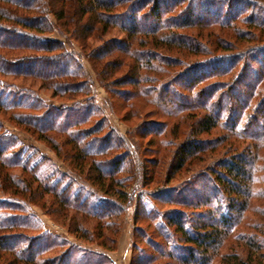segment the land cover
<instances>
[{
	"label": "trees",
	"instance_id": "obj_1",
	"mask_svg": "<svg viewBox=\"0 0 264 264\" xmlns=\"http://www.w3.org/2000/svg\"><path fill=\"white\" fill-rule=\"evenodd\" d=\"M258 1H247L245 6L250 9L245 12L240 0L228 1L225 10L213 1L200 0H0V264H101L92 263L85 256L86 250L75 257L69 248L47 255L61 241L45 231L29 234L33 206L55 222L69 220L68 233L91 241L93 237L102 238V229L119 233V227L111 230V223L103 220L111 216L119 219L125 203L133 200L127 195V179L116 177L120 171L105 167L113 161L114 166L124 163L128 155L117 154L113 161L96 158L136 142L111 132L100 137L103 126L81 129L80 120L71 117L74 107L50 109L30 85L15 83L20 78L37 81L53 97L70 100L72 105L82 99L81 106L90 108V76L81 55L67 52L64 41L47 37L54 30L79 42L83 57L109 96L106 103L117 110L118 102L128 110L124 120L139 114L138 101L153 105L158 115L173 116L189 108L201 110L202 115L189 125L181 152H172L166 167L160 153L164 151L168 158L172 144L153 142L159 157L152 168H165V184L185 165L199 162L200 154L214 151L218 143L227 146L223 156L210 158L201 192L194 189L191 195L185 187H167L159 192L161 183L155 188L158 200L176 206L160 214L165 225L173 226L179 238L191 244L180 264H264V237L256 235L264 234V210L259 212L260 222L250 219L244 224L254 233L239 228L244 213L251 209V200L264 197V165L260 164L264 159V47L262 58H258L259 53L251 57L258 64L244 61L239 67L238 57L245 58L263 45L252 46L241 55L240 50H232L231 39L207 35L208 42L229 52L198 59L186 57L190 52H206L207 48L200 46L204 29L219 28L236 39L256 30L263 32L264 15L255 11L260 6ZM227 54L229 57L223 58ZM212 75L230 77L209 83L206 80ZM6 124L46 142L57 157L63 154L62 160L74 161L80 171L49 170L37 148L22 144ZM154 126L161 128L154 131ZM162 127V121L150 119L144 125L135 124L134 130L141 136L161 135L165 131ZM217 127L225 131L220 138L206 142L200 137ZM176 129L173 127L172 132ZM63 145L69 149L66 151ZM136 162L142 165L139 159ZM83 164L89 165L86 173L81 170ZM260 168L262 171H258ZM131 177L136 178L127 175ZM101 192L110 194L109 199H103L108 205L104 208L98 205ZM136 200V215L139 208H145V214L153 213L147 210L146 202ZM183 208L193 209L192 217L187 218ZM206 212L210 214L208 220ZM90 218L95 220L92 229L86 225ZM233 231L236 243L244 240L242 249L235 243L228 246V252L219 254ZM109 241L116 244V238ZM113 248L105 246L106 251ZM140 253L137 259L131 257L129 264H150L155 259ZM91 254L109 260L102 252ZM167 255L177 257L174 253Z\"/></svg>",
	"mask_w": 264,
	"mask_h": 264
},
{
	"label": "rangeland",
	"instance_id": "obj_2",
	"mask_svg": "<svg viewBox=\"0 0 264 264\" xmlns=\"http://www.w3.org/2000/svg\"><path fill=\"white\" fill-rule=\"evenodd\" d=\"M200 1H206L210 2L213 1L214 3L218 4L222 10L226 9V5L228 1L232 0H200ZM240 5L244 7L245 12L249 11L250 8H246L245 3L249 0H240ZM246 1V2H245ZM251 1V0H250ZM254 1V0H253ZM258 1V0H257ZM205 2V3H206ZM235 2V0H233ZM258 5L255 8V11L258 15H264V0H259ZM255 13V12H254ZM242 26V25H240ZM244 28V26H242ZM211 31L204 29L202 32V36L204 39L203 42L200 43V46L203 50L206 49V52L201 53L199 55H194L190 52V54H187L188 59H198L202 57H206L209 54H216V55H222L226 54L229 51H224L220 49L217 45H215L213 42L207 41V35L209 38L214 37H223L226 39H231V48L233 51H239V53L244 54L249 51L248 48L255 46V45H263L260 48L254 50V53H250L249 56L242 58L238 57L237 64L239 67H241L242 63L246 61L249 65H256L258 64V61L256 59L251 58L253 55L258 54V58H262V55L264 53V49L262 50L263 53H261L262 47H264V31L259 32V30H256V32H251V35H245L244 37L239 38H233L226 33H223L225 30H220L219 28H213L210 29ZM244 30H246L244 28ZM247 31V30H246ZM117 34V32H116ZM221 34H226L227 36H221ZM49 38H55L60 39L64 41V44L66 46L67 52H77L80 54V61L84 63L85 65V71L89 74L90 78L87 79L88 82L91 84V102H90V108H84L81 105H84V100L80 99L75 105L71 104L70 100L67 99H61L58 96L53 97L51 95V92L45 89H41L38 86L39 82H31L30 80L21 81L22 78L17 79L15 81L18 85H30V87L34 90V92L40 97L47 106H51L50 109L56 107V108H68V107H74V112H72L71 117L73 119L80 120L79 121V128L81 129H99L100 126H103L102 129L99 131L100 137L105 135L107 132H111L112 135L118 136V137H124L127 138L129 141H134L136 144L134 145H128L125 146V148H118L114 150L113 152L109 153L106 156H101L96 159H101L102 161H113L115 155L122 154V155H128L124 158V163H120L119 165L114 166L116 161H113V164H106L105 167L110 168L111 170L114 169L115 171H120L118 174H116V177L121 179H127V182L125 183L128 185L127 191H128V197H131L133 200L131 204L125 203L126 209L124 213H121L118 217L119 219H116L114 216H111L110 218H105L106 220H103V222L111 223V230H114L116 227H119V233H113L110 230L102 229V238L97 239L96 237H93V240L87 241V240H81L75 238V236L71 233L67 232V224L69 223V220H65V222H55L51 220V216H46L43 214V211L37 207L33 206V213L30 217L32 223H33V229L29 231V234H36L40 231L49 232L52 235H55L58 237L59 241H61V245L58 248H55L54 250L47 253V255L51 256L55 253H61L63 251H66V249H71L74 251V257L75 255L79 254L80 251L86 250V257L90 258L92 263H101V264H129L131 257H135L136 259L140 256V252H145L146 255H153L155 258L154 261H152L150 264H180V259L182 257H187L189 253L188 247L191 244H187L179 238V234L176 231V229L173 226L165 225L166 222L161 218L160 214L168 209H174L176 206L163 203L162 201L158 200V192L155 191V188L157 183H161L159 185V192L161 189H167V187H172L173 189L185 187L188 188L191 192V195L194 194L195 191L199 190V192L202 191L204 182L206 181V173L205 168L211 164V157L219 158L223 156L227 151V146L224 144H219L216 147L214 151H208L204 152L203 154H200L202 157L200 158L199 162H191L188 165H185V168L182 171H179L177 174H175V178L168 181L167 184H165L164 178H165V168L162 171H157L156 168H152V162H154V159L159 157L157 153L155 152V147L153 145V142H159V141H169V143L166 144H172L169 146V148L172 151H168L169 153L168 158L167 156L162 152L160 153L163 156V162L164 166L166 167L169 161L170 155L177 152H181V145L183 144V138L185 137V134L189 131V125L192 120L197 118L198 116L202 115V112L200 109L196 108H189L188 110H185V112H181L180 114L173 115V116H165L163 114H159L156 108L151 104L142 103V101H138L136 104V108H138V115L137 116H131L129 120H124L123 116L128 111L125 109L124 106H120L117 102V110L112 109L108 102V94L105 90V87L102 85V83L96 78L95 72L92 70L90 63L83 57L81 48L79 46V42L75 40L74 38L69 40L67 38H64L63 36L59 35L56 30L51 32L47 35ZM256 39V40H254ZM252 40V41H251ZM206 41V42H205ZM257 42H260V44H256ZM72 51V52H71ZM27 53V52H25ZM173 53H176V51H173ZM229 54L227 56H224L223 58H228ZM219 59L220 56H219ZM234 66V65H233ZM238 67V68H239ZM235 71V70H234ZM233 71V72H234ZM234 72L233 74H235ZM88 77V76H87ZM230 77V76H229ZM229 77L225 75H212L208 77L206 81L209 83L212 81H226L229 79ZM8 81L11 80V78H7ZM222 83V82H221ZM170 87L174 89V85L170 84ZM28 88V87H27ZM79 109L78 111H75V109ZM94 108V110H92ZM76 112V113H75ZM130 115V114H129ZM224 117V116H223ZM154 119L159 120L163 122V127L165 128V131L163 134L156 133L154 135H148L145 134L141 136V134H136L134 127L135 124L140 123L141 125H144L147 120ZM7 125V129L12 134H15L19 138V141H21L22 144L25 146L33 145L37 148L39 155L41 157H44L47 162L46 165H48L51 171H60V172H66V171H80L78 167H76V164L74 161L68 162V158L66 159L67 162H64L62 159L63 154L61 157H57L55 152L49 147V145L46 142L36 140L34 137L28 135L27 133L21 131L20 129ZM162 127V128H163ZM177 129L172 132V128ZM161 128L159 126H154V131H158V129ZM225 132L222 130L221 127H217L212 130L211 133L208 134H202L200 137L208 141H212L216 137H219L223 135L222 133ZM140 135V136H138ZM57 138L59 140H64V136L58 135ZM121 138V139H122ZM158 140V141H157ZM99 142V141H98ZM128 142V141H127ZM163 142H160L162 144ZM216 143V141H215ZM214 143V144H215ZM104 144V143H103ZM156 145V144H155ZM240 146L242 144H239ZM64 146V145H63ZM162 148V145L160 146ZM240 148V147H239ZM63 149L66 151L69 149V146H64ZM263 151V150H262ZM227 154H230L227 152ZM69 156V155H68ZM178 156L176 157V159ZM140 160L141 166L137 164V160ZM69 164V165H68ZM261 165H264V159L260 162ZM85 167V169H83ZM81 168V170L86 173L89 165H84ZM142 168L144 170H142ZM154 169V170H153ZM48 171V172H51ZM199 171V172H198ZM258 171H262L260 168ZM133 175L136 178H139V181H136V178L131 177L130 179L127 178V175ZM262 174V173H261ZM259 174V175H261ZM59 176V174H58ZM66 182V178H63ZM83 182L84 180L81 179ZM87 182V181H86ZM185 182V183H184ZM77 183V182H76ZM81 184V181L78 182ZM89 182H87L88 184ZM108 183V181H107ZM257 187L262 188L263 185L257 184ZM154 193V194H152ZM98 197L100 199V202L98 205L100 208H104L107 205L106 202H103V199H109L110 194H104V193H98ZM138 199L140 202H146L147 203V210L149 209L153 210V213H146V209L139 208L136 215V209L135 205ZM185 211V215L187 218L192 217L193 209L191 208H183ZM264 210V197L262 198H256L254 197L251 200V209L249 211H246L244 213V217L241 219L239 228L242 231L252 232L254 233V230L252 228H246L244 227V224L248 222V220L251 219V221L257 223L262 220V215L259 214L260 211ZM264 212V211H263ZM159 213V215H158ZM210 214L207 212L204 213L205 219H209ZM148 217V218H147ZM95 221L94 219H89L87 222L88 228L92 229V223ZM156 226V229H155ZM186 226L190 229V223L186 222ZM257 232V231H256ZM259 234V235H258ZM259 238L263 239L264 237L263 233H257L256 234ZM107 238V239H106ZM116 238V244H111L109 239ZM235 231L232 232L231 235H229V238L226 240L225 244L220 248L219 254H222L224 252H228V246L231 244H235ZM239 243H236L238 246V249H242V243L244 240L238 239ZM102 243H104L105 246H111L114 247L111 250H105V246H102ZM189 245V246H187ZM106 251V252H105ZM93 252H102L108 256L107 261L105 259L99 257L98 255L91 254ZM174 253L177 257L171 258L168 257L167 254ZM74 257L70 260H74ZM76 259V258H75ZM143 260V258H141ZM203 262V261H202ZM139 263H142L139 262ZM212 264H216L215 262Z\"/></svg>",
	"mask_w": 264,
	"mask_h": 264
}]
</instances>
